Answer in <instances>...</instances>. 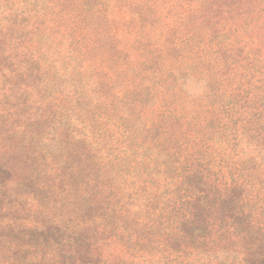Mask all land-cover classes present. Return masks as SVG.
Returning <instances> with one entry per match:
<instances>
[{
	"label": "trees",
	"instance_id": "16d2710c",
	"mask_svg": "<svg viewBox=\"0 0 264 264\" xmlns=\"http://www.w3.org/2000/svg\"><path fill=\"white\" fill-rule=\"evenodd\" d=\"M79 3L85 49L44 34L68 49L72 71L44 45L32 60L45 77L108 89L97 98L108 128L81 143L113 182L85 197L80 227L119 241L122 264H264V0ZM43 5L56 8L20 0L5 13L37 16ZM72 87L59 118L78 108ZM70 227L54 239L56 259L91 244Z\"/></svg>",
	"mask_w": 264,
	"mask_h": 264
},
{
	"label": "rangeland",
	"instance_id": "374dc122",
	"mask_svg": "<svg viewBox=\"0 0 264 264\" xmlns=\"http://www.w3.org/2000/svg\"><path fill=\"white\" fill-rule=\"evenodd\" d=\"M14 1L20 0H0V264H105V258L122 264L118 254L113 255L119 241L103 242L94 226L80 227L90 217L85 197L93 194L97 201V186L113 182V176L104 180L94 152L81 143L89 131L96 138L107 130L99 119L97 98L99 93L108 95V89L83 87L87 77L80 75L56 78L51 72L45 77L32 60L40 57L36 52L44 45L48 57L59 54L64 69L73 65L66 59L68 49L51 39L74 36L72 40L86 48L90 38L84 36V18L77 14L79 0H49L55 9L43 5L40 15L20 18L5 13L14 8ZM72 84L81 96L78 108L59 118L58 106L67 104ZM70 221V228L82 229L91 244L64 246L61 259H56L54 239Z\"/></svg>",
	"mask_w": 264,
	"mask_h": 264
}]
</instances>
